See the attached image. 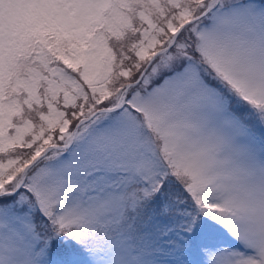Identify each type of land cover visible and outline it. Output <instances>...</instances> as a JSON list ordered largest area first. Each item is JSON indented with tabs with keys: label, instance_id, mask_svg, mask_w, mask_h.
Wrapping results in <instances>:
<instances>
[{
	"label": "snow or ice",
	"instance_id": "snow-or-ice-1",
	"mask_svg": "<svg viewBox=\"0 0 264 264\" xmlns=\"http://www.w3.org/2000/svg\"><path fill=\"white\" fill-rule=\"evenodd\" d=\"M0 264H264V0H0Z\"/></svg>",
	"mask_w": 264,
	"mask_h": 264
}]
</instances>
